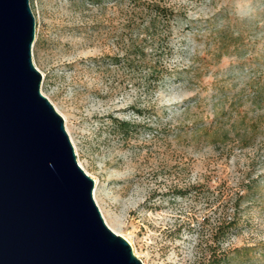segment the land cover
Segmentation results:
<instances>
[{
	"label": "rangeland",
	"instance_id": "rangeland-1",
	"mask_svg": "<svg viewBox=\"0 0 264 264\" xmlns=\"http://www.w3.org/2000/svg\"><path fill=\"white\" fill-rule=\"evenodd\" d=\"M30 5L41 90L107 225L143 264H205L214 250L223 264H264V0ZM152 5L170 28L129 64ZM153 67L165 69L158 82ZM116 119L135 126L131 137ZM237 203L240 224L228 228Z\"/></svg>",
	"mask_w": 264,
	"mask_h": 264
},
{
	"label": "water",
	"instance_id": "water-1",
	"mask_svg": "<svg viewBox=\"0 0 264 264\" xmlns=\"http://www.w3.org/2000/svg\"><path fill=\"white\" fill-rule=\"evenodd\" d=\"M30 0H0V264H143L41 90Z\"/></svg>",
	"mask_w": 264,
	"mask_h": 264
},
{
	"label": "trees",
	"instance_id": "trees-1",
	"mask_svg": "<svg viewBox=\"0 0 264 264\" xmlns=\"http://www.w3.org/2000/svg\"><path fill=\"white\" fill-rule=\"evenodd\" d=\"M154 5H152V9L155 11V15L154 17L150 18L147 21V25H143L144 26V33L145 36L142 39H139L137 41H134L131 43L130 48L128 50V56L126 58L127 63L129 62V64L133 61H137V59H141L143 60V58H146L147 56V52L145 51V47L144 45L146 44V40H147V35L151 38H154V40L158 39V41L160 40V37L163 36V34H167L166 30L168 28H166V25L170 23V20L172 19L171 15H168L167 10L165 11V9L163 7H155L154 9ZM157 51V48H156ZM154 71H153V76L156 77V82L159 81L162 73L164 72V68L163 67H153ZM253 100V99H252ZM115 126L122 132L123 136L128 138L131 137L132 133H133V129L135 128V126L130 123L129 121L126 120H117L115 122ZM255 127V122H252L249 130L252 131L253 128ZM243 140H247L248 139V133L245 134V137L242 138ZM257 187L255 180L252 184L247 185V187H245L246 192H249L247 194H250L251 192H254L253 190H255V188ZM244 193L241 194L239 196V199L244 198ZM251 200V199H250ZM239 204L237 203L236 205V212L234 213V221H229L227 222V227H233L238 228L239 226V222H240V217L238 218V209H239ZM228 259L227 255L225 254H221L218 253V251L214 250L211 251V254L207 260V262L205 264H223L226 260Z\"/></svg>",
	"mask_w": 264,
	"mask_h": 264
}]
</instances>
